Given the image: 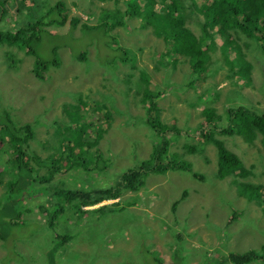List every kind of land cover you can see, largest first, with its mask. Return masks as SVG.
<instances>
[{
  "label": "rangeland",
  "instance_id": "1",
  "mask_svg": "<svg viewBox=\"0 0 264 264\" xmlns=\"http://www.w3.org/2000/svg\"><path fill=\"white\" fill-rule=\"evenodd\" d=\"M60 1L66 5L64 33L74 16L80 17L90 28L86 34H78L77 28L73 30L75 35L72 32L62 34L57 38L59 48L50 54L44 48L45 44L42 46L46 58L55 55L61 59L60 66L48 72L45 81L33 73V58L28 57L24 49L0 44L2 109L20 106L17 112L14 111L20 123H36V120L44 123L34 129L35 136L26 145L28 151L47 156L44 142L53 144L56 131L52 122L66 120L68 111L73 110L75 116L77 113L85 121L95 123L92 124L95 127L89 129L93 137L98 135L100 127L105 129L98 145L104 157H109V168L105 173L95 169L93 172H96L91 173V186L96 189L113 186L124 167L137 168L149 158L156 140L143 122H137L145 113L140 89L147 85L159 95L161 121L168 127L175 125L177 129L188 130L187 136L183 137L168 134L173 151L169 159L182 156L194 164L193 171L202 174L203 179L193 178L181 170L151 175L147 177V185L139 191H124L121 198L105 199L94 206L83 207L87 211L85 214L68 206L53 229L48 225L47 214L41 210L50 195L41 193L42 186L28 185L25 195L29 196L27 200L32 211L16 212L6 231L3 227L0 229L9 243L5 248V242L0 238V264H47L53 238L59 234L73 236L56 252L59 264H140L142 259H153L154 253L163 257V264H175L176 259H170L173 249L187 257L176 264H231L226 259L215 258L231 247L232 252L238 254L264 253L261 207L239 196L235 187L238 182L232 177L217 178V147L198 137L199 129L203 128L199 124L207 122L202 113L207 107L216 108L222 115L219 123H225L224 128L228 123L226 111L232 106H243L254 115L264 112V47L261 48L264 43L255 35L248 37L239 31L236 33L238 42L228 47L226 56L222 46L227 38L217 34L214 45L208 48L211 59L206 63V77L192 85L188 56L177 53L169 42L170 51H167L166 34L156 35L152 26L141 28L136 16H126L121 21L115 17L106 19L105 15L114 11L126 12L127 0H41L39 4L43 3L41 10L47 13ZM143 2L137 0V3ZM200 2L198 0V4ZM32 3L30 0L27 4ZM159 6L156 4L157 11L161 9ZM13 12L17 13L16 9ZM203 15L197 10L186 18V27L197 37L203 36L199 25L204 21ZM2 24L13 29L20 26V20L16 15H8ZM103 32L108 34L102 37L103 43L97 44ZM87 48L84 53H87L88 61L82 62L73 55L74 51L79 55ZM118 48L124 49L125 58L120 57ZM238 50L244 55V61L251 65L249 72L229 63L239 55ZM11 57L15 62L10 61ZM214 96L217 100L207 101L208 97ZM79 100L89 104L83 112L78 109ZM218 138L251 169L247 182L264 188V147L259 142L248 145L238 135H220ZM185 145L195 147L193 154L188 153ZM35 170L40 176L47 174L45 170ZM1 171L4 173L0 177V199L8 191L6 183L17 179L12 167L5 170L2 165ZM76 171L78 175L84 172L83 169ZM71 173L76 174L75 171ZM185 190L189 193L183 198ZM133 198L137 202L127 206L126 213L103 215V212L94 211L122 207ZM234 211L237 220L230 223ZM19 214H23L20 223L24 226L13 224L19 221ZM3 216L12 219L9 215Z\"/></svg>",
  "mask_w": 264,
  "mask_h": 264
},
{
  "label": "trees",
  "instance_id": "2",
  "mask_svg": "<svg viewBox=\"0 0 264 264\" xmlns=\"http://www.w3.org/2000/svg\"><path fill=\"white\" fill-rule=\"evenodd\" d=\"M28 1L30 0H0V44L24 49L28 57L33 58V73L39 80L45 81L46 74L55 71L56 67L60 66L61 59L58 56L49 55L46 58L47 53L55 52L59 48L60 40L57 38L62 37V34L71 32L75 35L76 32L73 30L76 28L78 34H86L90 26L86 22H82L80 17L74 16L71 18L68 31L64 33L62 26L65 25L67 17L64 14L66 5L63 1L58 2L56 7L47 13L41 10L43 8V3L39 4L41 0H31L32 4H27ZM200 1L202 2H200L201 5L198 4V0H144L143 3H137V0H127L125 2L126 12L117 10L112 14H106L105 17L106 19L115 17L121 21L126 16H136L141 22V28L152 26L156 35L166 34L168 36V41H165L167 51H170L167 45V42H169L170 46L173 44L172 47H175L177 53L188 56L192 85H196L206 77L208 72L206 63L211 59L208 48L214 45L213 41L217 34L227 38L222 46V52L226 56L228 47L238 42L236 33L239 31L248 37H254L255 35L258 41L264 43V0ZM156 4L160 5L161 8L158 11L156 10L158 8ZM13 9H16L17 13L13 12ZM204 9L206 10L204 11ZM197 10L204 14V21H200L199 24L201 31L203 30L202 37H197L185 25L186 18L191 17L193 12ZM8 15H16L20 20V26L13 29L3 27L2 21ZM59 26H61L60 33ZM107 34L108 32H103L97 44L103 43L102 37L107 36ZM43 45L47 53H43ZM92 45L94 43L89 47ZM263 47L264 45L261 46V48ZM88 48L79 55H76L74 51L73 55L78 60L86 62L88 61L87 53L84 52ZM117 50H120V57L125 58L124 49L118 48ZM238 53L239 55L229 63L232 67L235 65L240 66L243 72H249L251 65L244 61V55L240 50H238ZM10 61L15 62L12 57ZM176 61L175 59L174 62ZM140 97L145 113L143 116L138 117L137 122H143L148 130L152 132V136L156 137L149 158L144 160L137 168L124 167L121 173L118 172L121 177L116 178L113 186L109 188L101 186L100 189L91 186L93 180L91 176L96 172H93L95 169H98L99 173H105L109 168L107 163L109 157H104L100 152L102 148L98 145L105 129L100 127L98 135L93 137L89 129L95 127V125L92 126L95 123H89V121L84 120V117H80L81 115L76 113L75 116L73 110H69L66 120L55 119L52 122V125L56 128L53 144L50 141L44 142L47 146L48 155L42 157L28 151L26 145L29 140L34 138V129L37 125H44V123L38 120H36V123H20L14 113V111L17 112L21 108L20 106H11L12 109H2L0 105V161L3 157L0 167L3 165L5 170L6 167H12L17 178L6 183L5 186L8 191L0 199V229L3 227L4 232L6 231V227L11 225L14 220L13 217L16 212L27 213L32 211L30 201L27 200L29 196L26 197L25 195L28 192L26 189L28 185L42 186L43 192L41 193L50 195L48 197L50 199L47 198V202L41 205V210L47 214L48 225L53 229L57 226V219L62 213L66 212L68 206H74L79 212L85 214L87 211L83 207L94 206L105 199L121 198L124 191H139L147 185V177L151 175L181 170L191 174L193 178L203 179L202 174L199 175L193 171L192 165L194 164L185 160L182 156L175 160L169 159V154L173 151L170 150L172 141L168 134L174 133L175 136H187V128L184 130L177 129L175 125L168 127L167 124L161 121L158 104L159 95L153 93L147 85L140 89ZM211 98L212 101L217 100L214 96L208 97L207 101ZM85 106H89V104L79 100L78 109L80 112H83ZM202 113L207 122L206 124H199L204 129H199L198 137L211 142L217 147V178L223 180L228 176L232 177L233 181L238 182L236 183L238 186L235 187L239 192V196L245 198L249 203H257L261 207L264 216L263 186L247 182L246 179L250 176L251 169L243 163L238 155L224 146V142L220 140L221 138H218L220 135H238L248 145L254 146L259 142L264 147V112L254 115L243 106H232L226 111L227 117H225V120L228 121L226 128L223 127L225 123H219L222 115L217 113L216 108L207 107ZM185 147L189 154H193L192 151L195 150V147L191 145H185ZM35 168L45 170L47 174L40 176L36 173ZM77 169H83V174L78 175ZM72 171H75L76 174L71 173ZM2 173L4 171L0 172V177ZM57 175L59 176L57 177ZM238 178L243 180L241 181ZM188 193L189 191L185 190L182 193L183 198ZM136 202L137 200L133 198V201L125 206L104 207L94 211L103 212V215H114L115 213L117 215L124 213L127 206ZM175 204L177 203L175 202ZM23 214H19L17 219L19 221L13 223L14 225H23L20 223V215ZM3 215H9L12 219L9 220L8 217ZM230 220V223L237 220L235 211ZM227 224L229 225L228 222ZM72 237L69 234L54 236L53 245L48 251L50 261L47 264H59L56 261V252L68 244ZM0 238L5 242V248L9 247L8 241L4 240L3 230L0 231ZM210 248L212 247L210 246ZM232 249L233 247L226 249L227 252L222 253L219 258L215 259H226L231 264H264V253L250 251L238 254L232 252ZM180 255L176 249H173L170 259H176V263H179L180 259H187L186 256L181 255L180 257ZM207 255H210V253H207ZM152 258L142 259V262L139 263L163 264V257H160L158 253H154ZM129 264L136 263L129 262Z\"/></svg>",
  "mask_w": 264,
  "mask_h": 264
}]
</instances>
